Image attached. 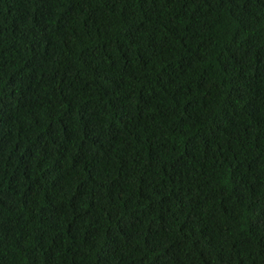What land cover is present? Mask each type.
I'll return each mask as SVG.
<instances>
[{"label":"trees","instance_id":"trees-1","mask_svg":"<svg viewBox=\"0 0 264 264\" xmlns=\"http://www.w3.org/2000/svg\"><path fill=\"white\" fill-rule=\"evenodd\" d=\"M0 264H264V0H0Z\"/></svg>","mask_w":264,"mask_h":264}]
</instances>
